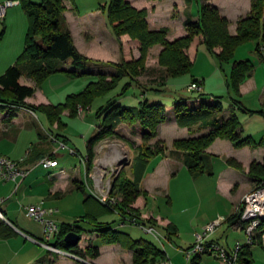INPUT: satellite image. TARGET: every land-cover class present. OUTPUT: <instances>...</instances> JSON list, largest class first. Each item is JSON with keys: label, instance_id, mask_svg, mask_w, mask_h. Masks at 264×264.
Masks as SVG:
<instances>
[{"label": "trees", "instance_id": "obj_1", "mask_svg": "<svg viewBox=\"0 0 264 264\" xmlns=\"http://www.w3.org/2000/svg\"><path fill=\"white\" fill-rule=\"evenodd\" d=\"M251 1L252 6L249 15L237 21V33L232 34L229 29V19L221 14L219 8L210 3L209 0H200L198 19L187 18L185 20L187 34L170 41L167 38V27L157 30L150 29L145 9H137L128 0H111L109 5H102V8L107 12L113 33L119 39L128 34L130 38L138 40L141 57L136 60L124 61V65L118 64L110 75L98 72L99 79L97 81L89 83L82 92L69 94L63 103L34 105L25 102L26 98L34 95L35 86L21 83L23 74L27 73L37 84H40L49 75L60 70L57 64L59 61L71 63L77 67L73 70H66L72 76L106 68H102V63L99 61L83 55L77 48L73 34L65 21L64 10L66 5L64 0H43L42 2L20 0L28 18L25 47L17 61L8 66L0 75V111L9 110L8 117L11 118L20 107L29 108L35 113H44L51 123L57 122L59 128L61 126L59 119L63 109H68L72 115H81L80 107L83 111L88 109L94 97L113 88L121 77L128 75L134 80L137 75L144 72L147 68L146 56L152 46L158 44L163 46L158 61L160 66L164 68L165 80L190 72L193 61L187 51L198 35L203 36V42L217 57L221 66L228 63L232 64L230 84L236 94L233 100L235 103H239L237 95L240 85L252 76L255 65L249 59L236 60L234 58L236 48L245 41H257L255 51L259 59L264 62V0ZM217 48H220L219 52H216ZM109 76L110 80H108ZM196 81L202 82L197 78L192 79V82ZM164 84L166 86V81ZM151 89L159 94L165 91V87L148 86V88L142 87V92L147 95ZM173 107L172 110H169L161 100L150 101L145 98L140 101L138 106L112 102L105 110L104 108L101 110L104 111V121L99 126L98 133L89 140L87 161L85 162L86 172H89L92 167L95 156L94 146L100 140L117 133V127L123 122L138 123L144 142H149L153 138L158 139L155 143V149L146 146L143 150H139V154L134 160V179L123 176L115 179L111 195L119 197L120 200L117 204L104 203L91 192L92 187H89L90 192H86V187L82 188L81 186L79 189L81 188L85 192V202L91 199L99 200L103 206H107L113 212H116L117 209L122 211L128 217L135 219L138 224H156L155 217H143L142 209L135 206V203L140 197L146 198L147 193L140 187V182L150 159L166 153L159 136L161 125L169 119V114H172V118L181 127L191 129L200 124L202 128L208 129V133L200 137L178 139L173 144L175 149L183 150L186 153L185 165L194 177L210 173L209 155L206 150L217 138L230 140L236 148L245 146L256 148L264 144V138L256 142L251 135L242 134V124L235 109L229 110L228 116L225 117L224 107L219 97L212 96L208 100L197 99L191 104L182 99L176 101ZM55 135L54 138L59 137L58 134ZM228 162L241 171L244 169L243 165L233 158L228 159ZM249 174L256 178V184L259 185L264 181V162L254 160L249 167ZM0 211L3 215L4 212L1 208ZM1 217L0 238L6 239L14 235L15 230L4 219V216ZM80 218L88 220L95 228L91 231L83 229L78 224L80 219L73 223L62 222L53 243L81 257L95 258L100 254L99 246L94 244V237H97L103 244L128 242V248L133 252V264H151L165 258V252L151 240L145 238L132 239L126 231L111 227L109 223L99 222L94 215L87 214ZM233 218L237 223L240 222L237 213H234L231 219ZM240 223L245 225L243 222ZM172 227V224H169L165 228L169 231ZM69 232L80 234V241L85 235H90L93 238L91 239L90 236L87 238L84 248H81L79 243L71 246L65 241V236ZM246 247L249 246H245L244 249ZM243 251L239 255V263L252 264L250 259L244 257L245 252ZM201 256L202 254L193 257L191 263L199 264Z\"/></svg>", "mask_w": 264, "mask_h": 264}, {"label": "crops", "instance_id": "obj_2", "mask_svg": "<svg viewBox=\"0 0 264 264\" xmlns=\"http://www.w3.org/2000/svg\"><path fill=\"white\" fill-rule=\"evenodd\" d=\"M128 1H130L135 7L139 9L148 10L147 20L153 29L157 30L162 27H167V37L170 41L187 34V30L185 28V20L187 18L197 20L199 17L200 0H169L172 2V11L170 9L171 13L168 15L166 20L163 19L162 14H160L158 11L160 3H162L164 0ZM193 2L196 3L198 9L196 17H192L187 11L188 7L192 6ZM209 2L213 5H216L219 8L221 14L229 19V29L232 34L237 33V21L248 16L252 6L251 0H209ZM19 5L21 4L19 3ZM4 24L5 28L0 34V44L6 40V38H8L7 35L10 31L9 25H13V23L7 25L6 23ZM27 24L28 23L25 25L24 23H14V25L18 27L19 36L22 35V32L25 29H27ZM99 29H101V27L98 28L97 24L95 23L93 25H85L83 27V31H81V33H84V38L81 40V44H77L73 30L71 31L77 48L86 57L92 60L102 61L111 58L110 53L112 52L116 54V59L127 58L128 55L131 56L132 51L139 52L138 40V42L134 41L135 44L133 47H131L132 45L127 44L128 41H125L124 39L120 40L115 36L111 30V26L108 28L106 27V30L104 31ZM200 43H203L202 35H198L194 38L190 48L187 51L191 60V50ZM162 49L163 46L160 44L153 47V54H155L157 61L159 53ZM219 51L220 48H217L216 52ZM16 61L17 60H13L12 57H0V75L4 73L8 66L14 64ZM259 61L264 63L260 59ZM66 64L67 67H60L59 71L49 75L40 84H37L34 79L28 76L27 73L23 74L21 77V83L35 86L34 95L26 98L25 102L27 104L34 105L58 104L62 103V101H64L69 94L75 93L74 90H69L70 88L64 87V85H61L60 89L52 88L53 85H51L48 89L45 87L46 81L51 82L50 84H53V82H55L57 79L61 81H63V79L64 81L72 80L74 76L68 74L66 70H73L70 69V67L73 65L71 63ZM163 69V67L154 66L150 69V71L154 73L158 72V70L163 71ZM254 75L255 74L253 72L252 76L245 80V82L241 85V90H243L245 86L250 85L251 89L259 91L258 85L254 81ZM169 80L170 77L166 79L167 84ZM190 83H192V81ZM58 89L60 90V93ZM261 97L264 99V95ZM196 101L197 100H193L191 102L187 101V103L191 104ZM167 108L172 110L174 107L172 106ZM9 113V110L0 111V156L5 155L18 162V166L21 169L28 171V173L25 178L22 180L19 179L18 183L13 180L6 181L0 178V199H3L1 202V210L5 214H3L5 220L15 230L14 235L6 239L0 238V240H6L5 242H7V247H12L13 257L19 256L22 259V261L18 264H133V252L128 248V242L113 244H103L100 242L97 244L95 242H99L100 240L99 238L94 237V244L99 246L100 254L95 258L90 256L87 257L92 263H82L70 257H63L57 255L56 253H51L46 247L38 242L44 239L43 226L41 223L27 216L22 206L31 203H37L43 200L45 202V206L52 211L51 217H53L58 223H62L61 219L57 217V213L60 211L57 204L62 205L69 193L72 194L77 191L83 195L82 197L81 195H77L75 199L77 205H80V200H82L80 210L81 212L76 215L77 219H79L78 217L86 216L87 214L94 215L98 218L102 215L104 209L101 208L98 203L94 201V199L85 202V192H83L81 188L79 189V187L82 186L83 188L84 186L86 187V185L81 180H78L76 176L73 177L70 174H66L63 169H61V172L56 175L50 173L46 175L45 173L41 174L36 172L35 168L38 164H40V159L42 157H51L58 160V153L56 152L55 148H52V144L50 143V141L56 142V140L51 134L49 135V133L58 134V123H51L44 113H41L44 118L43 119L41 116H39V112L33 114L25 108H19L16 110L14 116L11 118L8 117ZM224 114L225 117H227L229 110L224 111ZM167 125L174 126V128L180 127L189 130L187 127L179 126L174 118ZM137 126H139L140 129V125L137 124ZM195 126L205 129L202 128L200 124ZM163 127H165V123L161 125L160 132L162 131ZM206 130L208 132V129H205V131ZM47 131L49 132L48 135ZM241 132L243 135H248L244 133L242 126ZM204 134H206V132L202 133L201 135ZM140 136H142L141 130ZM225 140L226 141H220V138H217L206 150L209 155L210 173H205L198 177H194L185 165L186 153H184L182 157H178L176 155L171 156L169 154H160L150 159L146 172L140 182V187L146 191L147 195L146 198L140 197L135 203V206H138L142 209L143 217H155V225L165 229L167 233L166 236L163 232L162 234L164 238L161 242L159 241L160 245H156L165 252V258L169 259L174 264H186V262H192V260L186 259L183 250L191 247L194 244L197 234L203 231L205 225L221 216L224 217V220L217 227L213 235H211L209 241H215L228 252L233 251V247L237 241L242 243L246 242V234L243 227L244 225H241L240 222L237 223V221L234 220V218L231 219V217L234 215L237 206L241 203L243 196L251 190L252 184H256V178L249 174V167L254 160H257L258 162H264V144L256 148H252L250 146L236 148L230 140ZM97 146L98 144L94 146L95 152L98 151ZM221 146H223L222 148L224 149L225 153L220 152L223 150L217 148ZM217 158L219 160H223L225 166L223 170L217 174V177H215L216 192L220 197H222V199L228 200L231 203L232 207L229 211L233 209L232 212H227L228 214H223L220 211L217 213L207 214L204 212L203 214H186L187 217H182V215L162 216L160 212H157L156 214L153 209L149 208L148 202L150 196L162 193L163 195L169 197L168 189L171 187L173 181L181 172H187L190 176L191 183L193 182L196 184L197 182H201L200 189H205L206 181L200 180L204 179L206 175H215L214 170L212 169L211 159ZM230 158L237 159L240 163H242L244 169L241 171L230 165L228 162V159ZM57 166L50 167L48 169H53ZM128 177L134 179L133 171L132 175ZM17 184H19L18 187ZM196 189L199 191L197 186ZM72 202L74 203V201ZM147 210L149 211L148 213H146ZM169 224H172L173 227L168 231L165 227ZM186 225L189 227L190 231L188 235L185 231V233H182V230L185 229L184 227ZM219 232H221L222 235H225V242L222 239L219 241L217 235ZM231 233L237 237L236 241L232 244L228 241V237ZM172 237H175L180 244L174 242ZM33 243L39 245L40 249L34 247L32 245ZM84 244H86V241ZM167 245L171 247H167ZM257 245L264 249V247L259 244H255L243 249V252H245L244 257L246 259H250L252 264H256V257L263 253L256 248L258 247ZM180 256H183L184 258L182 261L179 259ZM201 260L202 256L200 258V263ZM10 262L11 261L9 260L5 264H10Z\"/></svg>", "mask_w": 264, "mask_h": 264}, {"label": "rangeland", "instance_id": "obj_3", "mask_svg": "<svg viewBox=\"0 0 264 264\" xmlns=\"http://www.w3.org/2000/svg\"><path fill=\"white\" fill-rule=\"evenodd\" d=\"M6 1L7 0H0V3H4ZM32 1L42 2L43 0ZM110 1L111 0H64L66 5V8L64 10L65 21L68 28L71 31L73 30L77 44H81V40H83L84 38V33H81V31H83V27L85 25H93L95 23L97 24L98 28L101 27V29H99L101 31H104L106 30V27L108 28L111 26L107 12L102 8V5H109ZM171 6L172 2H170L169 0H164L162 3H160L158 11L160 14H162L163 19L166 20L168 18V15L172 11ZM145 10L147 11L148 16V10ZM187 11L192 17H196L198 12L196 3L193 2L192 6L188 7ZM4 23H6V25L13 23V25H9L10 31L7 35L8 38H6V40H4L0 44V57H12L13 60H17L24 50L27 34L26 30L28 29L27 24V29H25L24 27L25 30L23 29L24 31L22 32V35L19 36L18 27L14 25V23H24V25L28 23V18L22 5L16 4L9 7L6 16L4 18L0 17V34L5 28ZM148 24L150 29H153L149 21ZM111 30L113 31L112 26ZM121 39L128 41L127 44L132 45L131 47L134 46V41H137L130 38L128 34L123 35L120 40ZM256 43L257 41L248 40L239 44L235 50V59H249L254 63V81L257 83L259 89V91H256L254 89H251V86L249 85L245 86L243 90H241V85L245 82L244 81L240 85V90L237 95L239 103H235L233 100L236 94L234 88L230 84V68L232 64L228 63L221 66L217 57L209 50L205 42L198 44L191 50L193 65L190 72L179 77H170V80L168 84H166V86L164 84V81H166L164 79V69L163 71L158 70V72L154 73L150 71V69L154 66L161 67L159 61H157V59L155 58V54H153L154 46H152L149 49L145 60L147 68L144 72H141L140 75H137L136 79L132 80L130 76L124 75L119 79V81L113 88L94 97L93 101L88 106V109L83 111L81 115H72L68 109H63L59 119L61 126L57 130L59 137L56 138V142L50 141V143L52 144V148H55L56 152L58 153L57 157L59 165L53 169H48L38 164L35 168L36 172L41 174L45 173L46 175H48V173L56 175L61 172V169H63L66 174H70L73 177L76 176L78 180H81L87 187L86 192H90L89 187L93 188L94 184L91 179L90 173L86 172V166L84 163L87 161V146L89 140L98 133L100 128L99 126L104 121V111L101 110L103 108L105 110V108L112 102L120 103L123 105L138 106L141 100L148 98L150 101L161 100L167 105V107H172L176 101L182 99L191 102L197 99L208 100L212 96L219 97L222 101L224 111L231 110L232 108L235 109V112L237 113L242 124V128L244 129V133L251 135L256 142L261 141L264 138V99H262L261 97L264 95V63L259 61V56L255 51ZM115 56L116 54L112 52L110 53L111 58L102 61L96 60L102 63L101 65L103 66L101 67H107V70L99 68V70L96 69L98 71H90L81 75H76L72 78V80L64 81L63 79V81H61L57 79L55 80V82H53V84H50L51 82L46 81L45 87H47L48 89L51 85H53L52 88L60 89L61 85H64V87L70 88L69 90H74L75 93L82 92L86 89L89 83L97 81L99 79L98 72L110 75L111 72L116 69L118 64L124 65V61L126 62L140 58L141 52L140 49L139 52L132 51L131 56L128 55L127 58L121 59H116ZM57 64L59 68L63 66L67 67L66 62L63 61H59L57 62ZM76 68V66L70 67V69ZM192 78L202 80V93L187 91V85L192 81ZM110 79L111 78L109 76L108 80ZM148 86L165 87V91L159 94L155 90L152 91L153 89H151L149 90V92H147V95H144L142 92V87L148 88ZM64 101H62V103ZM39 116L43 118L41 112H39ZM172 119V114H169V119L167 120V122H165V127L162 128L159 138H161L162 140V147L166 149L165 154L182 157L185 152L183 150H177L173 147L175 140L200 137L202 136V133L208 132L207 130L205 131V129H201L198 126H195L188 130L186 128H174V126L167 125L172 121ZM137 124L138 123L123 122L118 126L116 131L117 133H115L111 137H108V142L105 143L106 147H100V145L102 146V144L105 142V139H102L97 143L98 151H94V164L92 162V165L96 166V175H98V173L102 174L99 176V178L103 179V181L105 179L107 181V179L110 178L111 184L113 185L117 177L131 176L134 166V160L139 154V150H143L146 146H150L151 149H155V143L158 138H153L149 142H144L142 136H140V129ZM48 133L49 132L47 131V135ZM50 134L56 137L55 133H49V135ZM62 141H66L65 149L59 148L60 142ZM220 141L226 140L220 138ZM222 147L223 146L217 147L220 150H223L220 152H224V149ZM96 159L97 161H95ZM235 160L238 161L237 159ZM211 164L215 175H206L204 179L200 180L206 181L205 189H200L201 182H197L196 184H194L193 182L191 183L190 176L187 172H181L173 181L171 187L168 189V195L170 198L166 195H163L162 193L150 196L148 202L149 208L153 209L156 214L157 212H160L162 216L182 215V217H187L186 214H203L204 212H206V214L217 213L218 211L223 214L232 212L233 209L229 211L232 207L231 203L228 200L222 199V197L217 194L215 188V177H217V174H219V172L223 170L225 164L223 160H219L218 158L211 159ZM196 186L197 188H199V191L196 189ZM256 186L257 184H252L251 190ZM77 195L81 194L77 191L72 194L69 193L67 198L63 201L62 205L56 203L60 209L59 213H57V217L61 219V222L73 223L74 221H76V215L81 212L80 210L82 205V200H80V205L76 204L75 199ZM82 196L83 195H81V197ZM72 201H74V203ZM94 201H96V203L98 202L99 206L101 205L100 207L104 209L102 215L98 217L99 222H106L109 223V226L111 227L124 230L129 233V235L133 239L145 238L151 240L155 244L160 245V242L151 233L146 232L139 225L126 224L125 226H121L118 214L110 210L107 206H103L99 200ZM0 208H2L1 203ZM148 212L149 211H146V213ZM78 218L80 219L78 221V224L83 229L91 231L95 228V226L92 223L88 222V220H83L80 217ZM187 227V225L184 227L186 230L183 229L182 233L186 232V234L188 235L190 231L189 227ZM157 228L158 231H161L162 233L164 232V235L166 236L167 233L165 229L158 226ZM217 235L219 241L221 239L224 242L226 241L225 235H222L221 232H219ZM89 236L85 235V237L82 238L81 242L84 246H86V244L84 243L85 241H87V238ZM90 237L91 239L93 238L92 236ZM236 239L237 237L233 233H231L228 237V241L231 244L234 243ZM172 240L174 242H177V244H180L175 237H172ZM5 241L6 240H0V264H5L9 260L11 261L10 264H18L22 261V259L19 256L13 257L12 247H7V242ZM95 243L98 244L100 243V241ZM32 245L40 249L39 245L34 243ZM167 247L171 246L167 245ZM256 248L259 251L263 252L261 255H258L256 257V264H264V249L259 246ZM179 259L182 261L184 258L183 256H180ZM186 264L191 263L186 262ZM200 264L231 263H228L214 255L204 253L202 254V260Z\"/></svg>", "mask_w": 264, "mask_h": 264}, {"label": "built area", "instance_id": "obj_4", "mask_svg": "<svg viewBox=\"0 0 264 264\" xmlns=\"http://www.w3.org/2000/svg\"><path fill=\"white\" fill-rule=\"evenodd\" d=\"M19 3L20 0H7L4 3H0V17L4 18L7 9ZM188 91L200 93L203 92L202 82L196 81L190 83L188 85ZM25 109L35 114L33 110L29 108ZM79 110L82 114L83 109L80 107ZM108 137L104 138L105 142L102 144V146L100 145L101 148L106 147L105 143L108 142ZM54 139L57 141L56 138ZM59 148L65 149L66 144L63 141L60 142ZM95 161H97V159ZM40 164L45 168H50L57 166L58 160L51 157H42L40 159ZM95 167V165H92L90 170V176L94 184V187L91 188V192L104 203H109L111 205L117 204L120 199L117 195H111V189L113 185L111 184L110 178L107 179V181L105 179L104 182L103 179L99 178V176L102 174H95ZM27 173L28 171L21 169L18 166V162L5 155L0 156V178L2 180H13L18 183L19 179L22 180L27 176ZM18 185L19 184H17V187ZM2 201L3 199H0V202ZM22 208L26 212L27 216L42 224L44 239L38 242L46 247L51 253H56L57 255L63 257H70L82 263H92L89 258L81 257L78 254L72 251L65 250L53 243L56 234L60 230V223H58L53 217H51L52 211L45 206V202L43 200L37 203L24 205L22 206ZM116 213L120 218L121 226H125L126 224H136L141 226L146 232L151 233L158 241L161 242L164 238L162 232L157 230L158 228L156 225L138 224L135 219L130 218V216L128 217V215H125L118 209L116 210ZM235 213H237L239 221L245 224V243L237 241L233 247V251L228 252L226 249L218 245L215 241H209L211 235H213L217 227L224 220V217L221 216L205 225L203 231L197 234L194 244L191 247L183 250L186 259L191 260L193 257L201 255L203 253H210L228 263L240 264L239 255L243 251L245 246L260 244L262 247H264V181H262L259 185L248 191L243 196L241 203L236 208ZM79 246L81 248L85 247L81 241L79 242ZM151 264L174 263L169 259L164 258L154 261Z\"/></svg>", "mask_w": 264, "mask_h": 264}, {"label": "water", "instance_id": "obj_5", "mask_svg": "<svg viewBox=\"0 0 264 264\" xmlns=\"http://www.w3.org/2000/svg\"><path fill=\"white\" fill-rule=\"evenodd\" d=\"M0 213H1V211H0ZM1 216L3 217L2 213H1ZM80 239H81V235L76 233V232H69L65 236V241L67 242L68 245H71V246L77 245L79 243Z\"/></svg>", "mask_w": 264, "mask_h": 264}]
</instances>
